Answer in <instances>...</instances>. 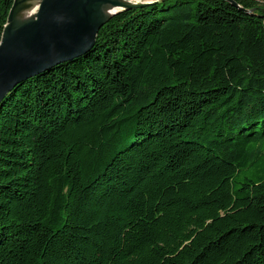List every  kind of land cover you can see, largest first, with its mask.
I'll list each match as a JSON object with an SVG mask.
<instances>
[{
  "label": "trees",
  "instance_id": "obj_1",
  "mask_svg": "<svg viewBox=\"0 0 264 264\" xmlns=\"http://www.w3.org/2000/svg\"><path fill=\"white\" fill-rule=\"evenodd\" d=\"M234 1L122 11L7 95L0 264H264V0Z\"/></svg>",
  "mask_w": 264,
  "mask_h": 264
},
{
  "label": "water",
  "instance_id": "obj_2",
  "mask_svg": "<svg viewBox=\"0 0 264 264\" xmlns=\"http://www.w3.org/2000/svg\"><path fill=\"white\" fill-rule=\"evenodd\" d=\"M155 1L14 0L0 40V106L19 83L91 51L115 15Z\"/></svg>",
  "mask_w": 264,
  "mask_h": 264
}]
</instances>
